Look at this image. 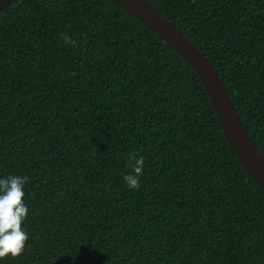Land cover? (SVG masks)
I'll return each instance as SVG.
<instances>
[{
    "label": "trees",
    "instance_id": "16d2710c",
    "mask_svg": "<svg viewBox=\"0 0 264 264\" xmlns=\"http://www.w3.org/2000/svg\"><path fill=\"white\" fill-rule=\"evenodd\" d=\"M146 1L214 67L264 159V0ZM134 151L139 190L123 181ZM10 174L28 177L29 239L0 264H264V192L201 79L112 0L0 10V178Z\"/></svg>",
    "mask_w": 264,
    "mask_h": 264
},
{
    "label": "water",
    "instance_id": "95a60500",
    "mask_svg": "<svg viewBox=\"0 0 264 264\" xmlns=\"http://www.w3.org/2000/svg\"><path fill=\"white\" fill-rule=\"evenodd\" d=\"M15 0H0V10ZM138 18L174 49L197 73L209 96L220 128L245 172L264 192V159L231 101L228 91L205 55L146 0H112Z\"/></svg>",
    "mask_w": 264,
    "mask_h": 264
},
{
    "label": "clouds",
    "instance_id": "9594fccd",
    "mask_svg": "<svg viewBox=\"0 0 264 264\" xmlns=\"http://www.w3.org/2000/svg\"><path fill=\"white\" fill-rule=\"evenodd\" d=\"M60 39L68 45L76 46L71 36L60 34ZM131 172L123 176L129 189L139 190L140 177L143 175L144 157L132 152L127 157ZM26 175L10 174L0 178V259L21 256L26 248L29 236L23 229L27 218L28 205L24 202Z\"/></svg>",
    "mask_w": 264,
    "mask_h": 264
}]
</instances>
